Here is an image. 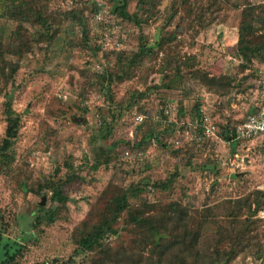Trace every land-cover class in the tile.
Masks as SVG:
<instances>
[{"label":"rangeland","instance_id":"374dc122","mask_svg":"<svg viewBox=\"0 0 264 264\" xmlns=\"http://www.w3.org/2000/svg\"><path fill=\"white\" fill-rule=\"evenodd\" d=\"M263 71L264 0H0V264H264Z\"/></svg>","mask_w":264,"mask_h":264},{"label":"trees","instance_id":"16d2710c","mask_svg":"<svg viewBox=\"0 0 264 264\" xmlns=\"http://www.w3.org/2000/svg\"><path fill=\"white\" fill-rule=\"evenodd\" d=\"M246 43V39L244 38V33H243V29H240V33L238 35V39H236L235 45L233 46L232 50H237L239 52L244 53L245 49H244V45ZM6 114H7V131H6V139L3 142V144L0 146V154L2 157V161L4 162H9L10 160V152L11 149L13 148L15 141L18 138V130L21 127V118H19L18 116H16L15 112L12 109V104H11V100H8V103L6 104ZM200 126L202 125V119H200ZM203 131L202 126L200 127ZM229 140H232L231 137H228ZM171 182L170 181H165V183H163L162 185H160L161 188H166ZM58 193V192H57ZM56 193V194H57ZM55 195V194H54ZM59 199L62 196V193L59 192L56 195ZM64 200V199H63ZM118 208L117 210H123L126 208L125 206V199H120L118 201ZM180 213V212H178ZM185 215V214H184ZM141 223L147 225L150 229V233H151V239L157 243L160 242V244H158L157 246H159L158 248L163 247L164 252L161 253V256L159 254V259L157 263H153V262H149V263H142V262H138V264H166V261L164 260V258L166 259V256L168 255V253L171 250V247L176 243L177 239H178V235H176V240L174 242H170L169 245H166L165 242V238H164V233H161L158 228L153 222L149 221V220H141ZM103 225L99 226V228L94 232L89 234L86 238H84L81 241V246L82 247H86V248H91L92 246H94V244L96 242H100L101 239L104 237L105 235V231H104V227H102ZM183 243H185L186 238L188 237V235H191L193 242L189 243V249H195V246L197 245V243H200V241H202V234L200 232H198L197 236L196 234H191L193 232H189L188 231V225H184L183 227ZM200 254L197 253V256H199ZM191 259H195L194 255L190 256ZM184 259V263H186L185 261H187L185 258ZM3 264H8V262H4ZM99 264H109L106 260H104L103 262H100Z\"/></svg>","mask_w":264,"mask_h":264},{"label":"built area","instance_id":"2783aa9c","mask_svg":"<svg viewBox=\"0 0 264 264\" xmlns=\"http://www.w3.org/2000/svg\"><path fill=\"white\" fill-rule=\"evenodd\" d=\"M261 88H262V97L260 104L249 114L236 128L235 135L232 136V141H251L254 139H264V71L261 77ZM166 114L170 113V110H165ZM143 117L138 115L137 122L141 123ZM202 128L203 133L209 137L217 136V126L212 121L211 117L204 115L202 117ZM125 156H130V152L126 151ZM235 164V162H234ZM233 164V165H234Z\"/></svg>","mask_w":264,"mask_h":264},{"label":"crops","instance_id":"0c3cea01","mask_svg":"<svg viewBox=\"0 0 264 264\" xmlns=\"http://www.w3.org/2000/svg\"><path fill=\"white\" fill-rule=\"evenodd\" d=\"M232 30H234V29H232ZM260 101H261V100H260ZM259 104H260V103H259ZM259 104H258V105H259ZM258 105L256 106V108L258 107ZM256 108H255L254 110H256ZM254 110H253V111H254ZM244 142H245V141H244ZM248 142H253V141L251 140V141H248ZM258 142H259V143L261 142V143L264 145V140H263V139H258ZM259 143H258V144H259ZM254 144H255V143H254ZM258 144H257V145H258Z\"/></svg>","mask_w":264,"mask_h":264},{"label":"water","instance_id":"95a60500","mask_svg":"<svg viewBox=\"0 0 264 264\" xmlns=\"http://www.w3.org/2000/svg\"><path fill=\"white\" fill-rule=\"evenodd\" d=\"M42 205H44V201H43Z\"/></svg>","mask_w":264,"mask_h":264}]
</instances>
